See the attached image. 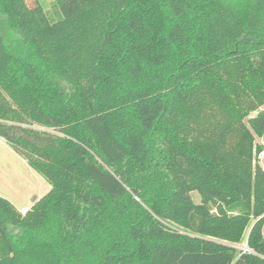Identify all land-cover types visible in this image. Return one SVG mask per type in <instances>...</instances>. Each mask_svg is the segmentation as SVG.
<instances>
[{"label":"trees","instance_id":"trees-1","mask_svg":"<svg viewBox=\"0 0 264 264\" xmlns=\"http://www.w3.org/2000/svg\"><path fill=\"white\" fill-rule=\"evenodd\" d=\"M56 2L0 0V137L51 184L0 195V264H264V0Z\"/></svg>","mask_w":264,"mask_h":264},{"label":"rangeland","instance_id":"rangeland-1","mask_svg":"<svg viewBox=\"0 0 264 264\" xmlns=\"http://www.w3.org/2000/svg\"><path fill=\"white\" fill-rule=\"evenodd\" d=\"M35 1L28 0L31 5L35 4ZM39 1L51 21H57L62 17L56 0ZM257 142L261 143V137L257 138ZM50 188L51 184L45 177L30 166L21 155L14 151L10 144L0 137V195L8 198L25 213ZM192 196L195 202L201 201V196L197 191H193Z\"/></svg>","mask_w":264,"mask_h":264},{"label":"built area","instance_id":"built-area-1","mask_svg":"<svg viewBox=\"0 0 264 264\" xmlns=\"http://www.w3.org/2000/svg\"><path fill=\"white\" fill-rule=\"evenodd\" d=\"M261 144L263 145V149L259 153V159H260L261 165L263 166V162H264V137L261 138ZM263 168H264V166H263ZM263 238H264V227H263ZM233 246L236 247L240 251L251 252V249L248 246L247 240H245L244 243L233 244Z\"/></svg>","mask_w":264,"mask_h":264},{"label":"crops","instance_id":"crops-1","mask_svg":"<svg viewBox=\"0 0 264 264\" xmlns=\"http://www.w3.org/2000/svg\"><path fill=\"white\" fill-rule=\"evenodd\" d=\"M3 139V138H2ZM5 140V139H4Z\"/></svg>","mask_w":264,"mask_h":264}]
</instances>
